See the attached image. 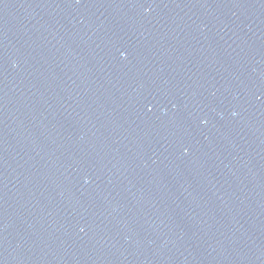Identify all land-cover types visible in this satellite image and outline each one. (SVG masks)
I'll list each match as a JSON object with an SVG mask.
<instances>
[{
    "label": "water",
    "instance_id": "obj_1",
    "mask_svg": "<svg viewBox=\"0 0 264 264\" xmlns=\"http://www.w3.org/2000/svg\"><path fill=\"white\" fill-rule=\"evenodd\" d=\"M0 264H264V0H0Z\"/></svg>",
    "mask_w": 264,
    "mask_h": 264
}]
</instances>
